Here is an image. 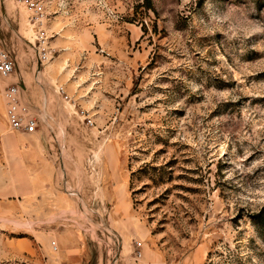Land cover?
Returning <instances> with one entry per match:
<instances>
[{
    "label": "rangeland",
    "instance_id": "rangeland-1",
    "mask_svg": "<svg viewBox=\"0 0 264 264\" xmlns=\"http://www.w3.org/2000/svg\"><path fill=\"white\" fill-rule=\"evenodd\" d=\"M37 1L0 0V137L52 181L5 197L0 172V264H264V0Z\"/></svg>",
    "mask_w": 264,
    "mask_h": 264
},
{
    "label": "crops",
    "instance_id": "crops-1",
    "mask_svg": "<svg viewBox=\"0 0 264 264\" xmlns=\"http://www.w3.org/2000/svg\"><path fill=\"white\" fill-rule=\"evenodd\" d=\"M15 135L18 138L16 141H10L9 136L0 137V161L5 168L0 169V172L16 175L15 180L11 179V183H8L5 197H40L49 191L47 188L52 181L51 170L43 162L45 146L33 143L29 147L21 141L23 134Z\"/></svg>",
    "mask_w": 264,
    "mask_h": 264
},
{
    "label": "built area",
    "instance_id": "built-area-1",
    "mask_svg": "<svg viewBox=\"0 0 264 264\" xmlns=\"http://www.w3.org/2000/svg\"><path fill=\"white\" fill-rule=\"evenodd\" d=\"M25 2L32 10L42 15V6L37 0H25ZM39 37L41 44L45 45L48 39L45 32L41 31ZM48 54L47 52H43L41 59H47ZM14 70V61L10 52L5 47L4 40L0 37V77L2 79H9L13 75ZM58 91L63 93V87H59ZM2 97L5 103V117L8 127L13 131L24 133L36 131L38 119L31 112L28 105L22 101L19 86L17 84H7L3 88ZM81 113L84 114V111H81Z\"/></svg>",
    "mask_w": 264,
    "mask_h": 264
}]
</instances>
